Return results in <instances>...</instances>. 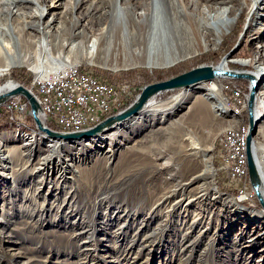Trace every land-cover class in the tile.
<instances>
[{
    "label": "rangeland",
    "instance_id": "rangeland-1",
    "mask_svg": "<svg viewBox=\"0 0 264 264\" xmlns=\"http://www.w3.org/2000/svg\"><path fill=\"white\" fill-rule=\"evenodd\" d=\"M1 2L2 0H0V30L8 34L10 24H7L6 12ZM51 2V0L42 1L44 5H50ZM74 2L75 0H64L63 3L71 6L70 4ZM139 2V0H128L123 4L130 14L140 10L137 6ZM148 2L146 0V3ZM97 4H99V0H85L76 14L80 16L93 5L97 6ZM262 4V2L255 3L254 0H251L236 27V29L242 28L241 32L237 34V29L214 47L200 50L184 60H180L178 63L187 61L185 66L187 68L181 67L173 74L172 72L163 74V71L153 73L155 70H165L167 67L151 68L145 65H132L136 58L129 55L122 45L117 47V43H120L118 33L112 38L110 51L111 60H114L117 68L113 69L112 67L92 64L84 57L66 58L65 61L72 59V62L82 65L83 68L93 66L103 70V72H111L108 77L111 81L129 84L131 95L127 98V101H133L146 84L168 79L196 66L215 65V67L223 66L226 71L245 72L253 69L256 65L253 50L256 47L253 46H257L264 40L263 37L261 40L252 42L249 36L255 23L253 20ZM51 12H54V10L52 9L50 14H47L46 19L51 17ZM251 15V21H249ZM52 27V33L48 37L50 48L55 47L56 42L62 37L70 40L65 41L64 50H67L66 45L71 41L74 42L77 39H82L84 43L90 41V38H86V35L72 39L68 37L69 34L64 35V27H66L65 33L72 28L70 17L61 20V22H55ZM132 27H135L134 23H132ZM2 37L8 39L6 34L0 33V39ZM31 48V51H33L35 46L31 45ZM222 49H227L223 55L220 54ZM37 54H40L41 57L46 55V52L43 47H38ZM213 54L218 56L219 61L215 63L197 60L193 63L188 62V60L195 57L201 59ZM239 58L248 59L250 61L249 65L243 66L236 63L235 60ZM34 59L28 61L31 62ZM13 68L28 69L31 75L29 73L24 74L22 79L31 80L32 86L35 87L33 81L38 74L27 64L0 70V87L8 82L19 83L9 79L8 72ZM123 72L129 73L121 76ZM218 79L211 78L185 88L161 91L153 95L148 106L143 109L145 111L159 105L164 100L181 94L193 86V90H198L197 87L202 84H215L217 81L221 86L222 97L233 115L230 117L233 120L215 113H213L214 118L210 123L202 122L194 116H189V119L191 118L190 124L200 131L198 133L200 137H205L207 132L214 135V139L209 141L212 142L210 161L213 167L210 179L195 180L190 188L202 182L207 183L210 180L222 196L215 202L210 200L212 196H209L210 198L208 197L206 202L195 203L188 208L187 212L184 211L187 208L185 203L174 212L169 211L168 205H170V202H163L156 207V203L161 200L166 191L178 189L180 185L189 181L188 179L193 174L186 179L182 178L183 173L187 168L197 163L182 152L176 135L171 143L164 142L168 137L167 134H171V132L164 133L158 129V127L164 125L163 121L147 124L132 135L129 140H125L123 137L122 145L116 146L114 155L109 157L113 153L109 151L111 148L109 143L96 146L99 143L91 140V138H83L72 142L49 141L42 134L37 135L36 138V134L40 131L38 132L33 120L29 118L31 115L23 120L8 119L7 117V125L0 129V133H7L6 140L2 141L5 148L22 145L25 141L30 142L27 147L29 150L27 158L31 160L33 158L37 160L45 156L50 148H56L58 156L55 160L67 159V162L72 164V169L66 175V179L58 177L56 182L59 188H56L50 196H48V188L44 185L47 181L48 185L52 186L54 183L52 181L56 180L52 170H47L45 175L39 173L36 176H31L24 173L19 176L21 184L16 192L17 194L7 196L0 192V220L5 218L6 215L10 220L7 224L0 222V264H219V260L225 257L226 251L230 250L231 246L240 247L242 245L243 241H239L238 235L242 230L247 229L246 226L251 225L260 231L258 227L264 225V218H254L248 214L242 215L235 207L234 202L244 210L251 211L262 208L254 196L248 176L242 180H233L226 159L229 148L222 142V138L229 133L228 130L232 127L241 124V126H246L248 130L247 97L251 86L250 78L221 77ZM261 83L263 82H260L258 91L262 85ZM29 89L32 90V88ZM34 93L36 96L38 95L37 90ZM2 106L4 107V104ZM121 107L113 111L118 112L122 110ZM259 109L264 112L263 106H260ZM107 116H109V113L105 114L101 120ZM26 127L32 131L26 132ZM151 128L156 130L152 132L153 129ZM59 129L58 131H65ZM256 135V146H261L264 143V133L261 131L260 134L257 132ZM159 150H164V157L158 162L170 161L172 162L170 167L156 170L157 161L154 153ZM262 151V149L257 148L259 157L262 155ZM179 168L185 170L180 171V175H176ZM193 168L197 169V165ZM43 178H45V182L42 184V192L39 194V191H35L32 186H41L39 182ZM4 182L12 189L17 187V181L15 180ZM218 186L221 188L220 190L217 188ZM25 193L32 197V201H34V203H31L32 205L26 201ZM178 196L175 195L173 200ZM45 197L51 202L60 204L61 209L65 208V212L75 209V211L69 213L67 219L80 224L74 227L67 226L66 229L69 233L78 231V227L81 228L82 226L88 232L80 238H73L59 225L48 224L47 219L49 217L47 216L41 224H36L35 221L43 216L42 211L39 215H33L32 218L29 217V214L38 211ZM229 197L233 201H230ZM5 199L6 201H4ZM68 200L70 206L65 204V201ZM9 201L12 202L10 204L12 208L10 206L7 208L5 205ZM197 212L203 215L199 220L195 219ZM170 214L172 216H169ZM169 217H174V220L170 221ZM233 222H235L236 227L231 229L232 225L230 226V224ZM62 224H66L65 221H62ZM95 229L96 232H94ZM83 241H89V243ZM212 241L216 242L214 246L210 244ZM85 243L87 244L84 245ZM256 250H259V252L264 250V239L256 244L254 252ZM263 259L264 253L259 254L252 260L251 264H256V262L264 264ZM231 260L228 257L229 262L226 261L225 264H237L239 260L241 261V258L236 260V256L232 255Z\"/></svg>",
    "mask_w": 264,
    "mask_h": 264
},
{
    "label": "bare ground",
    "instance_id": "bare-ground-1",
    "mask_svg": "<svg viewBox=\"0 0 264 264\" xmlns=\"http://www.w3.org/2000/svg\"><path fill=\"white\" fill-rule=\"evenodd\" d=\"M42 1L45 0H2L1 4L6 12L7 24L10 25L8 34L0 30V33L8 36V39L4 37L0 39L1 71L7 70L12 66L27 64L38 74L37 78L45 79L57 74L61 70H65L67 67L83 68L82 65L72 62V59L65 61L66 58L71 57H84V59L92 64L103 65L115 69L117 66L114 60H111L110 51L112 48V38L115 37L117 33L120 36V43L116 42L117 47L122 45L129 55L136 58L132 65H145L151 68H169L175 66L180 60H184L186 57L200 50L214 47L222 42L229 34L236 30L251 0H148V3H146V0H139L140 2L137 6H139L140 10L130 14L123 4V2H127L128 0H99L97 6L93 5L86 13L80 16H78L76 12L85 0H75L73 4H70L71 6L63 3L64 0H51L52 2L50 5H44ZM254 2H262L263 4L259 7L258 14L253 20L255 23L251 30V34H249L252 42L261 40L264 37V0H254ZM52 9L54 12H51V17L46 19L47 14H50ZM69 17L72 19V28L65 33L66 27H64V35L69 34L68 37L71 39L86 35V38H90L89 43H84L82 39H77L74 42L71 41L68 43L66 45L67 50H64L65 41L70 40L66 37H62L56 42L57 44L55 47L50 48V40L48 37L49 34L52 33V25L57 21L61 22V20ZM251 17L252 15L249 21H251ZM132 23L135 25L134 28L132 27ZM31 45L35 46L33 51H31ZM38 47H43L46 55L40 57V54H37ZM253 47H256L253 49L255 52L254 60H256L255 67L245 72L232 70L231 72L245 73L249 75V77L246 76L247 78H253L256 81L252 115L257 125L255 134L252 137V149L261 174L262 183L260 191L264 199V143L261 144V146L258 144V146H256L257 132L260 134V132L263 131L264 133V112L259 109L260 106L264 107V40ZM32 58L35 59L29 62L28 60ZM235 62L243 66H247L250 63L248 59L244 58L236 59ZM212 67L225 70L223 66L215 67V65H212ZM48 72L50 73L47 75ZM221 77L232 76L220 75L213 78L218 79ZM200 82L201 81L193 82L185 87ZM260 82L263 83H261L262 85L258 91ZM33 84L38 95L36 96L31 89L30 91L34 94L35 98L41 101H48V91L40 88V84L35 77ZM13 87H15V84L13 82H8L0 87V92L7 91ZM192 88H194V86L144 111L143 109L148 106L149 100L144 108L115 123L112 126L115 127L113 130L111 129L112 127H110V129L102 133L85 137L98 142L99 145L95 144L96 146L109 143L111 147L109 151L113 152L109 156L111 157L114 155L116 146L122 145L124 138L125 140H129L132 135L136 134L147 124L163 121L164 125L160 127L157 126L158 129L164 133L171 132V134H167L168 137L164 142L171 143L176 135L179 139L182 152L197 162L195 164L197 165V169L193 168L195 165L190 166L187 170L179 168L176 175H180V171L185 170L182 178L187 179L189 175L193 174L192 177H188L189 181L180 185L178 189H169L166 191L164 196L161 197V200L156 203V207H158L163 202H170V205H168L170 212H174L184 203L186 205L185 207H187L184 211L187 212L189 210L188 208L192 207L195 203L206 202L209 196H212L210 200L213 202L222 196L212 185L210 180L207 183L202 182L190 188L195 180L210 179L209 177L213 172V167L210 161L212 142L210 143L209 141L214 139V135H212L211 132H207L205 137H200L198 135L200 131L190 124L191 118L189 119V116H194L202 122L210 123L214 118L213 113L222 117H229L230 120L232 119L230 117L233 115L230 113L228 105L222 97V89L218 81L215 84H202L197 87L198 90H193ZM25 101L27 102L28 117L30 116L29 103L27 100ZM39 116L41 120H44L45 124H47L48 121L52 122L45 113L43 116ZM29 130L32 131L30 128L26 127V132H29ZM37 130L38 132L40 131L39 129ZM155 130L153 129L151 131L153 132ZM40 132L36 134V138L37 135L42 134V136L49 141L62 140L72 142L83 139L52 138L46 133ZM228 132L237 133V137H244L247 135L248 130L246 126H241V124H239L230 128ZM6 138V132L0 133V192H3V194L7 196L16 193L21 184L19 182V176L24 173L36 176L39 173L45 175L47 170H52L56 179L52 181L54 182L52 186L48 185L49 183L47 181H44L45 178L40 179L39 184L41 183V186H32L35 191L38 190L39 194H41L42 184L45 182L44 187L48 188V196L52 195L53 191L59 188L56 182L58 177L66 179V175L70 173L72 169V164L68 163V160L64 158L55 160L58 156L56 148H50L45 156L37 160L34 158L31 160L27 158V152L29 151L27 147L30 145V142L25 141L22 145L5 148L2 145V141L6 140ZM257 148L263 150L260 157ZM163 152L164 150H159L154 153L156 154V157H154L157 161L156 170L168 168L172 165L170 161L163 163L158 162V160L164 157ZM8 180L17 181V187L12 189L5 185L4 181ZM32 187L31 189H33ZM175 195L179 196L173 200ZM24 197L30 204L32 202L34 203L32 197L27 195V193H25ZM228 199L233 201L230 197ZM4 201H6V199ZM10 204H12L11 201L5 205L8 208ZM65 204H69L70 206L69 200L67 202L65 201ZM234 204L242 215L248 214L250 217L264 218L263 207L249 211L242 209L236 202H234ZM39 207L38 211H33L29 214V217L32 218L33 215H39L42 211L43 216H40V218L35 221L36 224H41L44 221L43 219L46 220V216L49 217L47 219L48 224L54 223L56 226L59 225L60 228H64V231H67V226L74 227L80 224L67 219L69 213L75 211V209L65 212V208L61 209L60 204L53 201L51 202L46 197ZM171 214L169 216H172ZM196 214L198 215V217L196 215L197 218L195 217L196 220L201 219L203 216L200 212ZM168 219L173 221L174 217H169ZM62 221H65L66 224H62ZM0 222L7 224L10 220L6 215ZM234 223L235 222L230 224V226L232 225L231 229L236 227ZM217 225L219 224L217 223ZM246 227L247 229L242 230L239 233L240 235H238L239 241H243L242 245L240 247L231 246L230 250H227L224 255L225 259H218L219 264H225L226 261L229 262L228 257L229 260H231L232 255L236 256V260L241 258V261L239 260L237 264H251L252 260L259 254L264 253V250L259 252L260 249L254 252L256 244L259 243L261 239H264V231L262 232V230H264V225L258 227L260 231L251 225ZM228 228L230 229L229 226ZM78 229V231H72L70 233L67 231V233L73 238H80L88 232L83 226L81 228L78 227ZM96 231L95 229L94 232ZM83 242L89 243V241ZM215 243L216 242L213 241L210 242V244H212L211 246H214ZM256 264L263 263L256 262Z\"/></svg>",
    "mask_w": 264,
    "mask_h": 264
},
{
    "label": "built area",
    "instance_id": "built-area-1",
    "mask_svg": "<svg viewBox=\"0 0 264 264\" xmlns=\"http://www.w3.org/2000/svg\"><path fill=\"white\" fill-rule=\"evenodd\" d=\"M40 88L48 91V101L37 99L53 124L65 131L83 129L125 104L131 95L126 82L110 83L94 76L87 68L67 67L57 74L40 79ZM8 119L27 117V102L14 96L4 103ZM23 120V119H22ZM245 139L227 133L222 142L229 148L226 156L233 180L247 178Z\"/></svg>",
    "mask_w": 264,
    "mask_h": 264
},
{
    "label": "water",
    "instance_id": "water-1",
    "mask_svg": "<svg viewBox=\"0 0 264 264\" xmlns=\"http://www.w3.org/2000/svg\"><path fill=\"white\" fill-rule=\"evenodd\" d=\"M226 75L232 77H246L249 75L245 73H237L231 71H225L221 69L213 68L209 65L204 66H196L188 71L180 73L176 76L170 77L168 79L152 82L146 84L141 92L136 96V98L124 109L109 115L99 121L98 123L81 129L77 131H58L55 129L50 128L47 124L44 123V120H41L39 115H44L40 105L37 102L34 94L30 91L29 88L25 87L20 83H16L15 87L0 92V106H2L10 97L15 95L23 96L29 103L30 106V115L32 120L40 131L46 133L52 138H65V139H77V138H85L92 135H96L98 133H102L110 127H112L118 121H121L132 114L138 112L140 109L144 108L150 98L159 93L161 91L166 90H175L183 88L190 83L199 82L202 80H208L215 76ZM250 88L247 97V111H248V132L246 135V144H245V155H246V163H247V171H248V179L250 182V186L252 191L254 192V196L258 201L259 205L264 208V199L261 195V174L255 159V154L252 149V137L256 131V121L253 119L252 115V105L254 101V93L256 90V81L253 78H250Z\"/></svg>",
    "mask_w": 264,
    "mask_h": 264
},
{
    "label": "trees",
    "instance_id": "trees-1",
    "mask_svg": "<svg viewBox=\"0 0 264 264\" xmlns=\"http://www.w3.org/2000/svg\"><path fill=\"white\" fill-rule=\"evenodd\" d=\"M239 28H240V27H239ZM237 29H238V28H237ZM237 29H236V30H237ZM236 30H235V31H236ZM241 31H242V28L238 29L236 33L238 34V33L241 32ZM233 38H236V37H233ZM225 51H227V49H222L221 52H220V54L223 55ZM220 54H219V56H220ZM196 60H197V61H201V62H209V61H212V63H215V62L219 61L218 56H217V55L215 56V55L213 54V55H211V56H209V57H204V58H201V59L195 57V58H192V59L188 60V62L193 63V62L196 61ZM197 61H196V62H197ZM190 63H189V65H190ZM186 65H187V61H183V62H180V63L176 64L175 66L169 67V68H167V69H165V70H158V71L155 70V71H153V73H160V72L163 71V74L168 73V72H172V74H173L174 72H177L179 69H181V67H185ZM186 68H187V67H185V69H186ZM87 69H88L93 75L99 77L101 80H103V81H107V82H110V83H115V82L111 81V80L108 78V77L111 75V72H109V71H107V72H103V70H101V69H99V68H97V67H93V66H90V67L87 68ZM21 70H22V71H21ZM8 73H9V79H11V80H13V81H15V82H19V83H21L22 85H24V86L27 87V88H32V90H33L34 92H36L35 87H33L32 84H31V80L26 81V80H23V79H22V77H23L24 74L26 75L27 73H29V74L31 75V72H30L28 69H26V68H22V69H21V68H13V69H12L10 72H8ZM128 73H129V72H123V73H121V76L127 75ZM21 99L26 100L23 96H21ZM131 102H132L131 100L127 101V102L121 107V109L127 107ZM29 109H30V106H29ZM115 112H117V111H113V112L109 113V115H111V114H113V113H115ZM7 117H8V114H7L6 110H5V108H4L3 106H0V129L7 125V122H6ZM29 118L32 119L31 116H30ZM47 124H48L49 127H51L52 129L60 130L58 126H56L55 124H53V123L50 122V121H48ZM217 188H219V190L221 189L219 186H218Z\"/></svg>",
    "mask_w": 264,
    "mask_h": 264
}]
</instances>
